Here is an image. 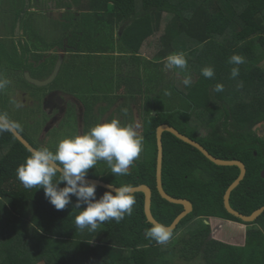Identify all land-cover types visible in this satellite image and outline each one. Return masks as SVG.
Returning <instances> with one entry per match:
<instances>
[{"label":"trees","instance_id":"trees-1","mask_svg":"<svg viewBox=\"0 0 264 264\" xmlns=\"http://www.w3.org/2000/svg\"><path fill=\"white\" fill-rule=\"evenodd\" d=\"M60 4L79 13L80 28L88 41L80 48L88 54V67L93 58L106 53L107 58L128 64L130 59L142 63L141 54L155 52L153 63L163 60L160 65L164 67L169 55L182 52L186 69L173 67L172 71L183 78L191 76L190 85L183 86L178 79L159 92L168 98L177 92L181 102L172 100L178 108L153 103V110L147 109L142 116V154L133 161L129 175H115L109 169L102 177L88 178L115 187L148 186L154 219L171 225L183 206L162 199L156 188V130L167 124L212 156L245 165L246 175L230 196L234 210L249 216L264 206V137L256 133L264 124V0H60ZM233 55L244 57L245 63H229ZM209 66L215 73L210 79L201 74ZM233 67H239L235 78L231 76ZM99 69L98 64L95 73ZM94 84L100 88L97 79ZM217 84L223 85V91H215ZM132 98L129 105L141 104L143 97ZM2 100L9 102L0 94V103ZM181 104L186 106L179 109ZM0 113L5 114L1 108ZM18 132L35 149L41 148ZM162 145L163 190L193 206L164 244L145 235L153 225L144 214L142 193H134L132 214L120 222L106 221L95 231L78 229L75 217L81 209L74 208L75 198L73 205L58 211L45 198L43 188H25L17 178V168L31 153L10 131L0 133V264H174L176 260L264 264V213L254 222L244 223L223 204L239 168L213 164L171 133H163ZM58 178L59 173L54 182ZM105 191L97 187V197ZM209 218L250 226L245 243L236 246L214 239L205 223Z\"/></svg>","mask_w":264,"mask_h":264},{"label":"flooded vegetation","instance_id":"flooded-vegetation-1","mask_svg":"<svg viewBox=\"0 0 264 264\" xmlns=\"http://www.w3.org/2000/svg\"><path fill=\"white\" fill-rule=\"evenodd\" d=\"M58 2L60 0H0V79L14 82L20 75L26 87L43 90L40 97L34 98L27 90L13 91L7 83L0 89V94L6 96L7 90L12 94L6 97L8 103L4 104L2 100L0 108L9 119L20 125L17 132H23L36 145H45L52 151H55L56 146L51 148L47 144H56V141L49 136L65 120L73 122L75 136L87 133L99 123L110 121L112 116L118 115L122 119L120 109L125 99L122 94L126 87L124 81L128 78L127 73H130L131 78L135 72L133 59L127 65L112 60V70L108 63L111 59L106 57L108 53L98 55L105 60L108 72H103L97 78L100 88L95 89V79L91 77L85 63L88 54H84L86 51L80 48L81 44L85 45L88 41L80 28L79 13L74 7H64ZM120 30L121 27L116 30L118 37ZM45 37L52 40L47 41ZM58 65L59 71L55 78L45 86H35L27 79L29 76L38 81L48 80ZM83 87L87 92L79 95L78 90ZM94 95L98 100H95ZM111 96H115L114 100L118 102L110 105V109H117V113L115 110L107 113ZM16 102L22 106L17 108ZM34 105H40V109ZM99 107L106 110L101 111ZM30 110H38L35 113L40 115V127L33 119L35 113L31 115ZM210 219L205 223L210 225Z\"/></svg>","mask_w":264,"mask_h":264},{"label":"clouds","instance_id":"clouds-1","mask_svg":"<svg viewBox=\"0 0 264 264\" xmlns=\"http://www.w3.org/2000/svg\"><path fill=\"white\" fill-rule=\"evenodd\" d=\"M165 67L186 69L187 60L184 53H174L167 58ZM229 63L240 65L245 58L240 55L230 57ZM205 78L214 77V69L209 66L202 69ZM239 75V67H233L231 76ZM183 84H191V76L185 75ZM9 83L0 79V89ZM215 91H223V85L217 84ZM140 125H122L118 119L99 123L83 135H75L60 140L55 151L48 147H41L32 151L25 162L17 168V178L25 188L36 186L43 188L45 198L56 210H64L73 205L81 209L75 217L78 229L88 228L95 231L101 224L109 220L120 222L125 215H131L136 199L131 185L120 187L108 185L99 198L98 185L89 182V169L95 168L98 161H106L115 175H129L133 161L137 159L143 149V136L138 132ZM20 125L8 118L7 114L0 113V133L19 129ZM59 173V178L55 180ZM64 184L63 187H60ZM145 235L164 244L172 236L171 230L161 223L154 224L146 230Z\"/></svg>","mask_w":264,"mask_h":264},{"label":"rangeland","instance_id":"rangeland-1","mask_svg":"<svg viewBox=\"0 0 264 264\" xmlns=\"http://www.w3.org/2000/svg\"><path fill=\"white\" fill-rule=\"evenodd\" d=\"M45 40L50 41L52 39L45 37ZM112 48L113 47H111V49ZM114 48L116 50H118L117 44L114 45ZM94 60H96L98 62L90 63L88 70H89L91 77H93L94 79H97L103 72H105V71L108 72V66L105 63V60L99 56H96L94 58ZM108 63L110 65L111 69L113 70L114 69V63L112 62V59H111V62H108ZM140 63H141L140 61L134 60L135 72L131 78L129 77L130 73H127L128 78H127V80L124 81V85L126 87L122 90V94L126 95L127 98H125L124 101H122L123 109L129 108V102L133 99L132 96L141 95V93H144L147 90H149L148 92H151V94L152 93L156 94L157 92L160 91V89H166V88L168 89L169 87H171L174 83L173 81H176L179 79L182 82L184 79L183 77L178 76L177 74H174L172 71V68L169 69V71H168V69L165 66L162 67V65H160L159 63L156 64V63H153L151 61L148 64H146V61H144L141 64H143V67H144L145 84L147 85L149 83V80L151 79L152 75H153V79H151L150 85L142 87L141 82H140V80H142V79L140 77H142L143 71L141 70L142 65L140 66ZM98 64L100 66V69H99V72L95 73V66H97ZM145 64H146V68H149V70L145 69ZM262 64L264 65V58H263ZM263 65H261V66H263ZM139 66L141 68L138 69ZM263 68H264V66H263ZM178 70L184 71V69H179V68H178ZM109 74H111V73H109ZM138 82L140 83L139 85H137ZM157 82H159V86H158L159 90L155 89V84ZM74 83H76V81H74ZM128 84H129V86H128ZM182 84H183V82H182ZM8 86L11 87V89L13 91H16L15 89H17L18 91L27 90L32 94V96L34 98L40 97L43 93V90L41 88H32L30 86H29L30 88L26 87L24 85V82L21 79L20 75H17V78L15 79L14 82L12 80H9ZM183 86H184V84H183ZM133 88L135 89V91L132 90ZM95 89H97V88L95 87ZM137 90H139V91L142 90L143 92L142 91L138 92ZM144 90H146V91H144ZM112 91L116 92L115 89H113ZM86 92H87V90L85 89V87H83V89L78 90L79 95H83ZM10 94H12L11 91L7 90L5 92L6 96H4V97L5 98L9 97ZM144 96H145V99L147 100L148 94L145 93ZM111 97H113V96H111ZM6 99L8 100V98H6ZM172 99L181 102L178 93L172 92L169 94V98H168V96L164 97L163 94L158 95L156 100H155V103H156V106H158V104H160L161 107L166 108V109H168V107H172L173 109L178 108V107L174 106V101ZM117 102H118L117 100L116 101L111 100L110 104L108 103V105L112 106V105H114V103L116 105ZM16 104H17V108H20L22 106V104H19L17 102H16ZM132 104L133 103L131 102L130 105H132ZM185 106H186L185 104H181L179 109H181V107H185ZM34 107L40 109V105H34ZM110 107H109V109H110ZM99 109L101 111H103V110L105 111V108H103V107H99ZM109 109H108L107 113L108 112L110 113V111L112 112V108L110 110ZM147 109H151V108L148 107ZM37 111L38 110H35V111L30 110L29 113H31V115H32L33 113H35ZM95 111L98 112L97 110H95ZM10 113L12 114V111H10ZM122 113H124V110L122 111ZM139 114L142 115L143 113H139ZM132 115H133V118L132 117L128 118V120H129L128 124H131L132 120H133V124H137V121H138L137 120V112L135 109L133 110ZM33 119L36 121L37 127H40V123H39L40 122V115L38 113H35V116L33 117ZM112 119H118L119 121H121V116L115 115V116H112ZM138 132H139V129H138ZM256 133L258 136H260L262 138L264 137V124L259 125L256 128ZM74 134H75V128H74L73 122L70 120H65L54 131H52L50 136H49V138H53L56 141V144L51 143V144H47V146L53 148V147L58 145L60 140H62L64 138L72 137V136H74ZM44 147H45V145H44ZM141 154H142V151H141V153L137 159L140 158ZM109 169H110V167L108 166V164L107 163L104 164L103 160H101V161L97 162L95 168L89 169L88 176L101 175V177H102L103 174H107V171ZM209 224H210V227L213 229L212 230L213 231L212 237L214 239H217V240L222 241V242L227 243V244L236 245V246L242 245V243L244 242V238L246 236V232L250 228V226L244 225V224H241L238 222H232L229 224V223L224 222V221H221V222L210 221ZM39 264H43V263H39ZM174 264H203V263L198 262V261L192 262V263H185V262H181V261L176 260Z\"/></svg>","mask_w":264,"mask_h":264},{"label":"water","instance_id":"water-1","mask_svg":"<svg viewBox=\"0 0 264 264\" xmlns=\"http://www.w3.org/2000/svg\"><path fill=\"white\" fill-rule=\"evenodd\" d=\"M59 71V65L57 66V68L55 69L53 75L51 76V78H49L48 80L45 81H38L35 79H31L28 76V80L30 81V83H32L35 86L38 87H42L47 85L49 82H51L57 72ZM14 137L31 153L32 151H35L37 149H35L33 146H31L29 144V142L19 134V132H17L16 129L10 131ZM167 132V133H171L172 135H174L176 138H178L179 140H181L182 142L196 148L197 150H199L205 157L206 159H208L210 162H212L213 164L217 165V166H222V167H238L240 170V174L238 176V178L228 187V189L226 190L224 197H223V204L224 207L226 209V211L238 218L239 220H241L244 223H252L254 222L260 215H262L264 213V206L257 209L256 211H254L251 215L246 216L243 215L239 212H237L236 210H234L231 205H230V196L231 193L234 191V189L241 183V181L244 179L245 175H246V167L243 163H241L240 161H235V160H221L218 159L214 156H212L205 148H203L199 143L195 142L194 140L182 135L181 133H179L175 128H172L170 126H168L167 124H163L160 125L157 130H156V144H157V159H156V188L157 191L160 195V197L166 201H168L169 203L175 204V205H181L183 206V211L174 219V221L171 223V225L167 226L171 232H173L176 227L179 225V223L187 216L189 215L192 210H193V206L190 203V201L186 200V199H179V198H173L171 196H169L164 190H163V185H162V161H163V145H162V136L163 133ZM262 178H264V171L262 172L261 175ZM86 179L89 182H94L98 185V187H101L103 189L108 190V185L107 183L98 180V179H92V178H87ZM113 186V185H112ZM115 187V186H113ZM133 188V193H142L144 195V214L146 216V219L148 221V223H150L151 225H154L156 223H158L152 213H151V204H152V191L151 189L146 186V185H140L138 187H132Z\"/></svg>","mask_w":264,"mask_h":264},{"label":"crops","instance_id":"crops-1","mask_svg":"<svg viewBox=\"0 0 264 264\" xmlns=\"http://www.w3.org/2000/svg\"><path fill=\"white\" fill-rule=\"evenodd\" d=\"M156 54V52L155 53H153V54H141L140 56H141V61H142V63L144 62V61H146V64L148 63V62H154L153 61V57H154V55ZM92 63H96V62H98V61H96V60H94V58L92 59V61H91ZM163 62V60L162 61H160V62H157V63H159V64H161ZM146 64H145V66H146ZM141 68V67H140ZM142 71H143V74H142V77H141V85L144 87V86H148V85H150L151 84V79H153V75H152V77H151V79L149 80V83L146 85L145 84V80H144V67H143V64H142V69H141ZM147 70H149V68H147ZM168 71H169V69H168ZM167 71V72H168ZM174 73V72H173ZM169 74V73H168ZM175 74V73H174ZM173 76V75H172ZM159 86V82H157L156 84H155V89H157V87ZM143 90V89H142ZM141 90V91H142ZM140 91V92H141ZM144 91H146V90H144ZM149 90H147L146 92H144V93H141V97L143 96V98H142V101H141V104H135L134 102H133V104L132 105H129V108L127 109H123V107L120 109L121 111H123L124 110V113H123V118L121 119V124L122 125H128V118L129 117H132L133 118V115H132V113H133V110L135 109L136 110V112H137V120L139 121H137V124H139L140 125V122H141V118H142V116L144 115V113L146 112V110H147V108L148 107H150L151 109H148V110H153V103H155V101H154V99H156V95H158V92L156 93V94H154V93H152L151 94V92H148ZM143 92V91H142ZM145 93H147L148 94V99L146 100L145 99V96H144V94ZM159 95H160V93H159ZM150 101L151 102V105H149V106H146V101ZM109 104H110V102H109ZM107 107L109 108L110 107V105H107ZM115 110V109H114ZM112 111H113V108H112ZM117 112H119L117 109L115 110V113H117ZM115 113H113L112 115H115ZM139 113H143L142 115H140ZM112 120V119H111ZM110 120V121H111ZM109 120L107 121V122H110ZM131 124H133V120H132V123ZM210 221H213V222H221V221H224V222H227V223H232L231 221H225V220H222V219H216V218H212V219H210ZM245 243V238H244V242L242 243V245Z\"/></svg>","mask_w":264,"mask_h":264}]
</instances>
